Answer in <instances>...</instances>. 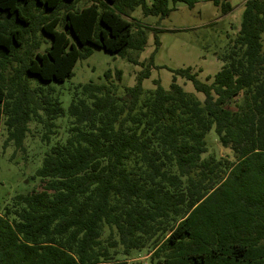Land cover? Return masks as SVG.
I'll return each instance as SVG.
<instances>
[{
	"label": "trees",
	"instance_id": "1",
	"mask_svg": "<svg viewBox=\"0 0 264 264\" xmlns=\"http://www.w3.org/2000/svg\"><path fill=\"white\" fill-rule=\"evenodd\" d=\"M81 1L0 0V149L21 150L31 123L49 140L56 120L70 118L37 172L43 189L0 213V264H127L145 249L152 264H264V0H243L213 78L180 69L169 90L155 80L150 92L142 82L153 56L139 63L135 54L148 31L131 13L164 19L170 2L200 0ZM155 43L156 53L157 33ZM92 47L140 65L137 83L119 94L112 79L122 72L107 71L64 108L48 87L71 79ZM213 129L233 159L204 156Z\"/></svg>",
	"mask_w": 264,
	"mask_h": 264
},
{
	"label": "rangeland",
	"instance_id": "2",
	"mask_svg": "<svg viewBox=\"0 0 264 264\" xmlns=\"http://www.w3.org/2000/svg\"><path fill=\"white\" fill-rule=\"evenodd\" d=\"M150 3L151 0H146ZM233 10L223 15L220 8L212 1H198L192 7L183 3L173 5L170 2V15L164 19L155 16H144L141 8H137L130 15L129 21L136 22L140 30H147V44L143 51L135 53L141 62L149 61L153 56L154 66L151 76L143 80L145 92L153 91L158 80L161 86L169 90L172 84L174 71L190 68L197 74V79L207 82V78H213L222 68L223 61L220 56L228 46L231 38L240 29L243 13V0H229ZM84 5V0L80 6ZM156 30V32L153 31ZM59 30V29H58ZM155 33L158 35L160 46L156 50ZM93 48V54L79 60L74 69V76L63 84H51L48 88L53 95L58 97L64 108H68L76 87L80 84L93 82L105 83L104 74L107 71L122 72L121 81L112 79L118 87V93L122 94L125 88H132L137 83V77L142 70L140 65H135L119 56L106 53L97 47ZM213 79L208 81L212 82ZM177 83L189 94L195 95L203 101L204 96L195 91L193 84L178 77ZM31 89H36V84L30 82ZM70 118L68 116L56 120V134H51L49 140L45 139L48 131L39 123H31L29 132L25 138L22 149L9 143L0 149V213L12 203L17 195H27L34 191H41L44 186L42 179L37 176L38 170L43 165V160L48 150L57 142L64 141L68 136L67 129ZM6 134L3 133L1 144L4 146ZM208 153L219 158L233 159L230 149L224 148L218 141L215 130H211L206 136ZM123 259V258H121ZM127 264H152L147 258V250L133 251Z\"/></svg>",
	"mask_w": 264,
	"mask_h": 264
},
{
	"label": "water",
	"instance_id": "3",
	"mask_svg": "<svg viewBox=\"0 0 264 264\" xmlns=\"http://www.w3.org/2000/svg\"><path fill=\"white\" fill-rule=\"evenodd\" d=\"M200 1H203V0H200Z\"/></svg>",
	"mask_w": 264,
	"mask_h": 264
}]
</instances>
